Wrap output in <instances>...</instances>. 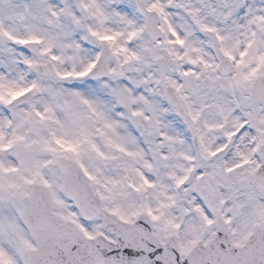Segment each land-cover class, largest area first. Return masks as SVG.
Instances as JSON below:
<instances>
[{
  "label": "snow or ice",
  "instance_id": "snow-or-ice-1",
  "mask_svg": "<svg viewBox=\"0 0 264 264\" xmlns=\"http://www.w3.org/2000/svg\"><path fill=\"white\" fill-rule=\"evenodd\" d=\"M0 264H264V0H0Z\"/></svg>",
  "mask_w": 264,
  "mask_h": 264
}]
</instances>
